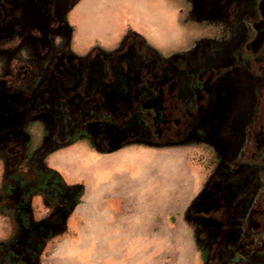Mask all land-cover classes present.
<instances>
[{
  "label": "rangeland",
  "instance_id": "rangeland-1",
  "mask_svg": "<svg viewBox=\"0 0 264 264\" xmlns=\"http://www.w3.org/2000/svg\"><path fill=\"white\" fill-rule=\"evenodd\" d=\"M75 1L0 0V24L8 31L16 30V34L11 36L0 34V56L6 57L20 43L29 44L39 53L44 49L42 39L49 36L58 22L57 13H62L64 17H76L72 10L67 12ZM77 2L85 4L77 16L79 20H91L96 15L102 16L104 12V16L109 14L110 20L88 29L80 24L67 25L68 29L64 33L69 34L72 40L77 36H94L90 42L102 50L100 48L112 47L119 38L118 33L124 32V28L133 26L140 29L133 33H138L148 46L168 58L180 49H193L201 43L200 40L218 38L215 43L223 44V40L230 42L232 35L240 36L246 28L249 31V27L243 25L242 13L246 9L253 16L252 10L258 0ZM36 10L42 15L33 17ZM37 19H40L39 25L35 24ZM223 28L224 33L220 36ZM52 48L61 47L57 43ZM12 61L13 64L7 62L1 77H10L6 89L14 96V100H19L24 95L22 73L19 70L22 64L17 58H12ZM74 80L75 76L66 84ZM242 81L244 86L242 83L233 86L234 95L231 99L213 105L217 107L214 113L215 107L211 105L207 108L206 116H212L206 118L207 121L205 119L206 124L203 123L205 136L200 135L203 137L198 139L200 136L187 134L170 146L152 145L151 142L145 146L161 147L160 151L167 155L161 157L158 163L155 162V169L145 170V189L148 183H153V191H164L171 187L175 188L177 197H181L177 199L173 215L151 221V225L158 230V264H205L212 253V243L222 240L223 244H227L225 240L235 235L244 220L258 184L259 172L246 159L231 164L239 158L248 126L255 115L257 95L246 89L248 80ZM50 113L54 116L50 121L51 131L39 121H16V131L9 132L8 137H1L0 258L12 246L19 263L25 254L35 259L33 264H41L40 257L43 255L55 259L57 255L48 253L49 250L44 248L66 238L63 233L69 219L67 213L75 203L83 202L79 198L87 181L86 170L76 175L61 167L60 160L63 156L71 157V152L60 155V163L51 158L53 150L69 148L71 144L65 141L71 137L66 120H63L57 132L55 130L63 115ZM104 129L107 133V126ZM142 138L146 139L145 136ZM80 144L82 148L92 143L86 138ZM63 195L66 196V202L61 200ZM204 201L207 204L201 207ZM185 212L192 214L187 217V223L181 216ZM24 213L25 217L19 216ZM33 213L38 215L31 216ZM27 244L32 249L25 247Z\"/></svg>",
  "mask_w": 264,
  "mask_h": 264
},
{
  "label": "flooded vegetation",
  "instance_id": "flooded-vegetation-1",
  "mask_svg": "<svg viewBox=\"0 0 264 264\" xmlns=\"http://www.w3.org/2000/svg\"><path fill=\"white\" fill-rule=\"evenodd\" d=\"M245 10L241 19L249 31L246 28L223 44L215 43L218 38L200 40L193 49H180L164 58L141 37L133 36L121 52L109 56L98 52L93 66L67 57V73L75 76L72 83L65 84L55 74L39 96L17 106L27 114L59 103L66 113L70 137L81 131V125L102 117L106 119L107 144L139 137L166 146L187 134L203 135V125L212 116H206L207 108L231 99L233 86H244L242 80H248L246 89L257 95L255 115L239 158L231 164L249 160L258 170L259 180L239 230L225 240L227 244L213 242L205 264H264V0L256 2L253 16ZM6 33L0 30L1 35ZM223 33L224 28L220 36ZM14 34L12 29L9 36ZM102 86L112 88L117 96H128V101L117 99L115 109H110L104 104ZM69 98L76 101L77 110H71ZM213 109L214 113L217 107ZM15 126L4 131H16ZM206 204L204 201L201 207Z\"/></svg>",
  "mask_w": 264,
  "mask_h": 264
},
{
  "label": "crops",
  "instance_id": "crops-1",
  "mask_svg": "<svg viewBox=\"0 0 264 264\" xmlns=\"http://www.w3.org/2000/svg\"><path fill=\"white\" fill-rule=\"evenodd\" d=\"M77 1L67 11L72 10V14L76 17H64L62 13H57L58 22L54 24L49 36L42 39L44 49L39 53L29 44L20 43L17 48L9 51L6 57L0 56V147L2 146L1 137L9 136V132L4 131V128L16 125V121L21 123L27 120L39 121L48 131H51L50 121L54 116L50 111L63 115L61 123L56 125L55 130L58 131L63 120H66V113L59 103L47 105L37 113L27 114L21 113L17 106L35 98L42 90H46L55 74H60L65 84L66 81L69 82L73 76L67 73L70 66L64 61L65 58L72 57L80 63L93 66L98 52L107 56L121 52L127 47L130 38L138 35L133 32L140 29L133 26L126 27L124 32L118 33L117 38H119L112 47L100 48L102 50L94 47L95 45L90 42L94 36H77L72 40L69 34L64 33L68 29L67 25L80 24L88 29L92 26L98 27L110 20L109 14L104 16L105 12L102 16L96 15L91 20H79L77 16L85 4L80 3L82 4L80 6ZM35 15L42 14L36 10L33 17ZM35 24L39 25L40 19H37ZM2 26L3 24H0L2 28L0 30L7 29ZM6 35L9 36L10 31L7 30ZM138 37L141 36L138 35ZM57 43L61 48L53 49L52 46ZM12 58L19 59L22 64L19 70L22 73L24 95L19 100H14V96L6 89L10 77H1L7 62L14 63ZM94 76L97 77V72ZM101 94L104 104L112 110L115 109L117 99L128 101V96H117L108 86H102ZM68 104L71 110H77L76 101L69 98ZM105 122L106 119L100 117L88 122L87 125H81L79 127L81 131L66 141L71 144L69 148L52 151L51 158L55 159L56 163L61 161V167L67 168L70 173L79 175L86 170L87 181L84 182V191L79 198L83 202L75 203L67 213L69 219L66 221L67 227L63 233L66 238L57 240L54 246L44 248L49 250L48 253L57 256L52 259L43 255L40 257L41 264L159 263V246L156 239L158 230L153 224L151 225V221L157 217L173 215L177 199L181 197H177L175 188L171 187L164 190L165 192L153 191V183H148L145 189L143 175L145 170L155 169L157 165L155 162L158 163L161 157H167V155L164 151H160L161 147H145L148 142L137 138L128 139L119 144H107ZM83 129L86 131L84 132ZM86 138L92 144L81 148L83 145L80 143ZM70 152L71 157L63 156L58 161L60 155ZM65 199L66 196L63 195L61 200L65 201ZM21 215L26 216L25 213L19 216ZM37 215L38 213L31 214L35 217ZM191 215V212H185L181 216L187 223V217ZM25 247L32 249L30 244ZM28 253H30L29 250ZM33 262L35 259L25 254L24 259L19 263L12 246H9L0 258V264H33Z\"/></svg>",
  "mask_w": 264,
  "mask_h": 264
}]
</instances>
